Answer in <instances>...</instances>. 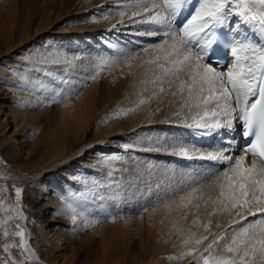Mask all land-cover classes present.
Wrapping results in <instances>:
<instances>
[{
    "label": "snow or ice",
    "instance_id": "1",
    "mask_svg": "<svg viewBox=\"0 0 264 264\" xmlns=\"http://www.w3.org/2000/svg\"><path fill=\"white\" fill-rule=\"evenodd\" d=\"M117 17L112 29L119 31L131 24L136 36L153 38V42L135 53L116 48L114 54L89 57L45 41L24 56L20 67L8 69L19 82L13 87L30 95L39 93L41 105L61 104L77 97L106 67L122 64L129 75L137 68L142 77L137 99L114 117L126 116L154 99L159 101L154 111L159 112V105L167 102L173 106L168 118L178 117L177 126L197 137H219L220 146L201 151L180 137L139 134L130 138L132 142L120 143L125 153L157 152L211 162L181 173L180 181H176L175 169L105 151L112 141L93 146L99 149L98 155L93 153V167L106 171L100 178L80 180L83 191L61 196L65 208L60 215L73 225L80 221L85 227L95 226L100 221H89L83 206L89 197L104 200L110 192L134 190L141 196H155L143 212L175 206L187 219L190 210H196L192 227L197 230L183 239L187 250L181 253L195 256L194 264H264V0H111L107 8L99 6L85 20L99 23ZM109 47L115 46L109 43ZM141 52L146 58L140 57ZM236 132L246 141L241 146L243 155L233 148ZM249 156L250 166H245ZM117 173L129 174L127 184L114 179ZM21 193L16 187V206L7 211L24 220ZM212 217L228 218L226 225L219 219L214 225L224 231L210 232ZM16 228L11 233L0 230V236L19 237L18 245L8 243L3 250L18 246L22 256L0 264H27L35 257L18 222ZM208 234L213 238L200 250Z\"/></svg>",
    "mask_w": 264,
    "mask_h": 264
},
{
    "label": "rangeland",
    "instance_id": "2",
    "mask_svg": "<svg viewBox=\"0 0 264 264\" xmlns=\"http://www.w3.org/2000/svg\"><path fill=\"white\" fill-rule=\"evenodd\" d=\"M8 1L0 0V11L3 10V6ZM12 1L15 2L14 14L18 20L15 30L12 34L6 36L9 40V46L5 47L0 42V93L8 96L10 100H15V104L20 108L19 110L26 112L28 118L26 117L27 120L24 121V124L13 134L10 133L12 128L3 131L0 127V205H2L0 207V230L6 229L9 233L17 231L16 223L18 222L26 233V240L34 248L37 255L45 263L47 262L46 264H56L55 260L58 264L61 262H64L63 264L87 263L88 259L86 255L84 256L85 249L92 251L95 248L98 249L97 244L100 234L104 228L109 229L111 227L121 230L114 238L115 242H128V247H132L133 243L138 240L139 235H142L145 249L150 254V260H146L147 262L143 260L145 262L143 264H194L195 256H181V253L187 250L182 243L188 234L187 231L177 234L163 230L158 236L155 231L149 235L146 234L148 218L163 207H157L154 211H142L143 207L151 206V201L155 199V196L152 198L141 196L139 192L132 190L110 192L104 200L89 197L83 206L86 209V216L89 221H100L95 226L85 227L84 223L80 221L73 225L66 215H60L65 208V205L60 201L61 199L59 200L61 196L83 191V186L79 183L80 180L90 181L100 178L105 173V169L93 167L94 163L90 164L88 162V155L91 156L95 152L99 154L98 147L93 146L106 144H101L97 133L101 132L107 124L121 125L125 129V118L132 113L119 117H114V114L120 111L121 108L133 106L137 99L133 96L130 87L136 76H140L139 69L133 68L132 72L135 74L129 75L128 67L122 64L106 67L100 72L96 80L89 81L87 87L80 90L79 95L91 94L88 98H92V108L97 111L99 118L98 116L95 118V123L91 124L84 135V142L82 143L84 145L91 144L84 155L79 158L76 165L66 161L57 162L41 159L37 156L39 148L32 152V155L28 158H23L17 155L16 152L9 150L15 138L17 141L22 138V140H26L28 135L32 137L33 134L34 138L35 136L42 137V134L49 130L59 112L60 104L48 105L45 102V105H41L37 98L40 95L39 93L30 95L13 87L19 82L11 76L8 69L20 67V62L29 52L34 51L36 47L45 41H54L56 45L69 53H79L89 57L111 55L115 53L116 48L135 53L151 44L153 38L125 34V31L129 29L125 30V27H121L119 31L112 29L111 26L116 23L118 17L107 21L102 20L99 23H88L85 20L99 6L103 5L107 8L111 0ZM106 28H109V30H106ZM131 34L134 33L131 32ZM109 43L115 47H109ZM140 57L146 58V55L141 52ZM90 87L91 90H89ZM166 104L165 102V107ZM106 117L114 118H109L104 123ZM8 119L9 117L0 111V125H5ZM97 140L99 143H97ZM112 140L114 141V148H110L109 152L121 155L130 154L143 160L141 152L125 153L121 151L120 143L132 142L129 138L125 139V131H121ZM197 140V143L200 142L199 145L201 146L202 141ZM107 150L105 149V151ZM159 162L162 164V168L178 170L177 163L169 165L165 161ZM186 163V172L188 170V172L194 171V162L187 160ZM129 178L128 173H117L114 177L116 181L123 180L125 184H127ZM16 187L22 189L19 208L25 217L24 220H19L15 212L7 211V209L16 206ZM48 198L49 201L53 200L55 205L52 204L53 208L43 210L42 204ZM48 210L52 212L53 221L48 219ZM195 211V209H191L187 219H183L180 215V222L185 227L191 224L195 218L192 215ZM113 217L116 218L115 222H112ZM6 219L9 221L7 225L4 224ZM199 219L204 222L205 217L200 215ZM50 228H53L59 235L64 230L69 234L64 238V241L67 240L64 245L65 248L55 252L54 247H48V243L44 244L45 240L42 236L43 234L49 236L51 234ZM222 231H224V228L219 232L210 229L212 234H219ZM104 235L107 234L104 233ZM212 238L213 236L208 234V240H205L206 243L203 242L199 249L202 250ZM19 239V237L11 235L8 237L0 236V261L9 259V257L11 259L21 258L23 250L18 246L10 248L8 252L3 250L5 244L18 245ZM63 252H67L72 256L64 258L61 255ZM58 253L60 257H56ZM198 254L199 252L196 253V255ZM176 257L181 258L176 259ZM88 258H92V255H88ZM27 264L42 263L31 259L27 261Z\"/></svg>",
    "mask_w": 264,
    "mask_h": 264
},
{
    "label": "bare ground",
    "instance_id": "3",
    "mask_svg": "<svg viewBox=\"0 0 264 264\" xmlns=\"http://www.w3.org/2000/svg\"><path fill=\"white\" fill-rule=\"evenodd\" d=\"M14 6H15V2L9 0L3 6V10L0 11V34H2L0 35V42L5 47L9 46V40L6 36L12 34V32L16 28V22L18 20L14 14L15 11ZM132 27L133 25L128 24L127 27H125V30L128 28L129 29L128 31H125V34L135 35V34H131V32L134 33V28ZM106 30H109V28H106ZM141 78H142L141 76H136L135 80L133 81L130 87L132 89V93L135 98H137V93L142 87L139 84V80ZM89 90H91V87L89 88ZM4 95L5 94L2 95L0 93V111L3 112L4 115L8 116L9 119L5 125L1 124L0 127L2 128L3 131L8 130L7 128H12L11 129L12 131L10 133L13 134L14 132H17L18 128L24 124V121H26L28 117L26 116V112L19 110L20 108L18 107V105L15 104V100L12 99L10 100L8 96H4ZM90 95L80 94L71 101L61 103L56 119L51 124L49 130L46 131L45 134H42V137L35 136L34 138V134H33L32 137L28 135L26 140H22L23 139L22 138L20 141H17V139L15 138L11 144V149L9 150L16 152L17 155L22 156L23 158H28L32 155V152H34L36 149L39 148L40 150L38 151L37 156H39V158L41 159H47L48 161H57V162L66 161L76 165L79 162V158H81L84 155V152H86V150L89 149V145L91 144L88 143L84 145L82 143L84 142V135L91 127V124L95 123V118L97 116L99 118V114L97 113V111L94 108H92V101H91L92 98H88ZM158 104L159 101L154 99L150 103L142 105L136 111L131 112L132 114L128 115L125 118V129H123L121 125L116 126L112 124H107L103 128V130H101V132L99 131L97 133V136L99 137L98 140L101 142V144L107 143L108 141H111V139L119 135L121 131H125V139L126 138L130 139L133 137L139 138L138 134L145 138H147L149 135H151L152 137H156V136L180 137L186 141H189L191 145H195L196 142H198L197 139H199V141H202L201 146L199 145L200 142L198 143V145L195 146H199L201 151H207L211 148H217L220 146L218 142L220 139L219 137H215V136L213 138L197 137L191 132V130L183 128L182 126H177L176 121L179 118L178 117L168 118L167 115L171 111L173 107L172 105L167 103L165 107L164 106L165 103L160 104L159 106L161 108V111L155 112L154 109L158 106ZM236 134L237 132L234 133L233 135L236 137ZM98 140L97 143H99ZM113 142L114 141L112 140L111 148H114ZM233 148L238 150L239 152V149L236 146L235 141L233 143ZM109 149L110 148L106 150L109 151ZM121 151L124 150L121 149ZM95 153L98 154L97 152ZM141 154L143 155V160L152 161L158 164L161 168H162V164L159 161H165L169 163V165H173V163H177L179 167L177 166L178 170H176L177 173L176 181L181 180V176L179 175V173L180 174L187 173L189 171L188 170L186 172L185 170L187 169L186 167L187 160H184L182 158L170 156L164 153H157V152H141ZM88 159H89L88 162L90 164H93L95 163L96 155L94 154L91 156L88 155ZM192 161L194 162V170L199 169L201 165L207 166L209 163H211L208 161H201V160H192ZM250 163H251V158H247L245 161V166H250ZM217 167H223V166L217 165ZM204 183H210V181H204ZM159 195L163 196L164 192H161V194ZM52 204L55 205V202H53V200L49 201L48 198V200L44 204H42L43 205L42 209L46 210L53 208ZM47 215L49 216L48 218L49 221H53L54 218L52 216V212L48 210ZM180 215H182L181 211H177L175 209V206H173L171 210L161 207L157 212L152 214L150 218H148V226H147L146 234L149 235L150 233L155 231L156 235L158 236L163 230H167L169 232H175L177 234L186 231L187 232L195 231L196 228L192 227V222L186 227L182 222H180L181 221ZM234 217H235V213H233V218ZM218 219L221 221L222 224L226 225V221L228 218L212 217L213 226L211 227V229H214V231L217 232L221 231L224 228V227L216 228L214 226L215 222ZM49 230L51 232L49 236H46V234H43L42 236V238L44 237L45 240L44 244L48 243L49 245L48 247H54L55 252L65 248L64 245L67 242V240L64 241V238L69 236V234L65 232V230L60 235L57 234L53 230V228H50ZM119 231L121 230L116 229L114 227H111L109 229L104 228L103 232L100 234V237L98 239V244H97L98 249L95 248L93 250L94 252L90 249L88 250L85 249L84 256L86 255L88 262L87 263L80 262L79 264H143L144 262L143 260L145 261L150 260V254L145 249V243L143 241V237L141 234L139 235L138 240L135 243H133L132 247H128V242H119V243L115 242L114 238H116L117 234H119ZM104 233L107 235L105 236ZM27 244H28V248L35 253V257H33L32 259L34 261H38V263L46 264L47 262L45 263L39 257V255H37L34 248L31 246V244L28 241ZM72 253L73 252L71 250V254ZM61 255L64 258H70L72 256L67 252H63ZM88 255H92V258H88ZM56 257H60V254L59 253L56 254ZM55 263L58 264L56 260ZM63 263L64 262H61L59 264H63Z\"/></svg>",
    "mask_w": 264,
    "mask_h": 264
}]
</instances>
